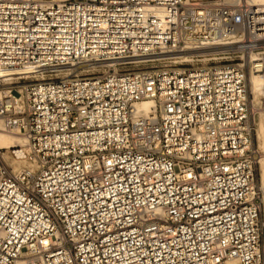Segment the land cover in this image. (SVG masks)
I'll return each instance as SVG.
<instances>
[{
	"label": "built area",
	"instance_id": "2783aa9c",
	"mask_svg": "<svg viewBox=\"0 0 264 264\" xmlns=\"http://www.w3.org/2000/svg\"><path fill=\"white\" fill-rule=\"evenodd\" d=\"M21 69L0 264H264V2L0 0V86Z\"/></svg>",
	"mask_w": 264,
	"mask_h": 264
},
{
	"label": "bare ground",
	"instance_id": "6f19581e",
	"mask_svg": "<svg viewBox=\"0 0 264 264\" xmlns=\"http://www.w3.org/2000/svg\"><path fill=\"white\" fill-rule=\"evenodd\" d=\"M252 3H261L264 0H248ZM194 52L187 51L180 54V57L183 59L182 61H190L191 55ZM35 75L38 77V73L34 69H21V70H9L5 71L2 74L3 83L0 86V95L8 90L7 85L12 83L13 79L19 78H28L30 76ZM261 87H262V77L258 74H252L250 76V91L252 94V102L259 109L256 118V138L259 149L261 150V159L259 161V169H260V184L264 189V110L260 108V98H261ZM147 102L138 103V110L141 112L146 111ZM1 126V122H0ZM23 143V137L14 132H8L5 130H0V149L3 152L1 153V158L4 159L8 164L12 166L13 169H18L22 164V160H12L8 153L11 152L12 148L18 147ZM233 262H227L226 264H232Z\"/></svg>",
	"mask_w": 264,
	"mask_h": 264
},
{
	"label": "rangeland",
	"instance_id": "374dc122",
	"mask_svg": "<svg viewBox=\"0 0 264 264\" xmlns=\"http://www.w3.org/2000/svg\"><path fill=\"white\" fill-rule=\"evenodd\" d=\"M35 78H37V77H35V76H30V77H28V78H26V79H24V78H19V79H13L12 81H13V83H14V86L16 87V88H19L20 87V85H22L23 83H25V82H27V81H30V80H32V79H35ZM12 83V84H13ZM10 86H12V85H7V87L9 88ZM257 139V138H256ZM2 150V149H1ZM4 151H5V149H3ZM3 151V152H4ZM0 152H2V151H0ZM2 152V153H3ZM258 178L260 179V169H259V173H258Z\"/></svg>",
	"mask_w": 264,
	"mask_h": 264
}]
</instances>
